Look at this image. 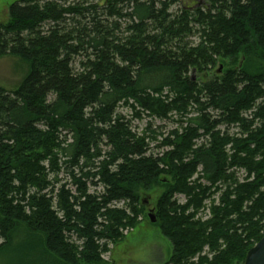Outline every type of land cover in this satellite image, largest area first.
<instances>
[{"label": "trees", "instance_id": "obj_1", "mask_svg": "<svg viewBox=\"0 0 264 264\" xmlns=\"http://www.w3.org/2000/svg\"><path fill=\"white\" fill-rule=\"evenodd\" d=\"M180 1L11 5L0 58L28 71L0 86V256L102 264L156 187L163 264H244L264 238V0Z\"/></svg>", "mask_w": 264, "mask_h": 264}, {"label": "rangeland", "instance_id": "obj_2", "mask_svg": "<svg viewBox=\"0 0 264 264\" xmlns=\"http://www.w3.org/2000/svg\"><path fill=\"white\" fill-rule=\"evenodd\" d=\"M19 0H0V23L8 21V12L11 5ZM73 3L79 0H68ZM193 5L195 7H204L205 0H181L180 3L172 8L173 12H177L180 6ZM197 43L198 37L191 39ZM230 61L220 62L216 70L221 68L227 69ZM264 65V64H263ZM28 68L18 59L12 57L0 58V86L7 91H13L18 88ZM216 75V71L210 74V77ZM119 113L133 121L134 130L142 132L147 124L151 121L145 117L143 120L133 118V111L130 108L121 107ZM177 124L175 122H155L152 124L153 129L161 127L165 135L172 132ZM156 145H153L155 147ZM155 149V148H154ZM156 152L159 150L155 149ZM243 177V173H241ZM164 191V187H156L154 190L145 193L141 192V200L143 204V212L140 217V223L126 235L122 242L111 246V251L103 256L102 264H163L168 261L173 254V246L171 242L162 234L159 224L153 223L149 214L157 215V204L159 198ZM179 200L185 201V197H178ZM209 205V202H206ZM209 214V210L204 211ZM0 264H16L15 258L0 256Z\"/></svg>", "mask_w": 264, "mask_h": 264}, {"label": "water", "instance_id": "obj_3", "mask_svg": "<svg viewBox=\"0 0 264 264\" xmlns=\"http://www.w3.org/2000/svg\"><path fill=\"white\" fill-rule=\"evenodd\" d=\"M219 72H222V68ZM149 216L153 223H157V218L153 213ZM244 264H264V238L249 251Z\"/></svg>", "mask_w": 264, "mask_h": 264}]
</instances>
